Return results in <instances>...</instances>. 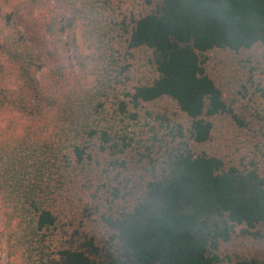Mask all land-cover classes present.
Listing matches in <instances>:
<instances>
[{"label": "trees", "instance_id": "obj_1", "mask_svg": "<svg viewBox=\"0 0 264 264\" xmlns=\"http://www.w3.org/2000/svg\"><path fill=\"white\" fill-rule=\"evenodd\" d=\"M72 2L95 25L99 6L109 0ZM51 18L42 26L60 41L63 21ZM12 29L8 57L23 65L20 76L34 97L0 89V109L27 118L18 132L13 120L0 132V211L9 264H93L92 257L100 253L93 239L77 248L57 247L51 236L70 175L114 147L113 121L107 119L99 91L77 99L68 95L64 101L43 93L36 101L40 88L29 72L40 68L39 55ZM127 41L130 48L151 52L157 73L133 87L130 101L136 106L170 98L191 120L193 140L203 143L212 129L207 118L232 112L207 73L205 53L264 47V0H158L134 19ZM257 91L263 109L255 115L253 163L225 167L220 157L194 154L185 143L172 147L133 204L114 219L104 218L117 247L105 253L103 264H222L220 246L236 234L253 240V257L234 264H264V86ZM118 109L125 111L123 101Z\"/></svg>", "mask_w": 264, "mask_h": 264}, {"label": "rangeland", "instance_id": "obj_2", "mask_svg": "<svg viewBox=\"0 0 264 264\" xmlns=\"http://www.w3.org/2000/svg\"><path fill=\"white\" fill-rule=\"evenodd\" d=\"M72 1L0 0V89L10 90L14 96L34 97L26 91L20 76L23 65L11 63L8 57L15 39L13 25L30 51L39 55L36 61L41 63L40 68L29 72L40 88L36 101L43 93L58 95L62 101L68 95L77 99L101 93L99 100L110 113L107 119L113 121L115 145L94 155L70 175L58 203L51 238L57 247L66 244L75 248L91 238L100 249L99 255L92 257L93 264H103L105 253L117 247L113 230L104 218L114 219L133 204L151 170L163 165L172 147L185 143L194 154L220 157L225 167L243 168L253 163L254 127L258 125L255 115L263 109L257 88L264 86V47L205 53L207 73L232 112L208 117L212 124L210 137L196 143L191 120L170 98L140 101L135 106L128 96L136 84L157 75L151 52L130 48L127 40L134 19L151 11L158 0H109L99 6L95 25L88 24L84 11L78 12ZM52 16L63 21L60 41L47 36L42 26ZM119 101L125 103L123 112L118 109ZM1 109L0 132L9 120L14 121L18 132L27 118L21 112ZM218 252L226 260L222 264H234L240 258L253 257V240L236 234ZM0 264H9L1 211Z\"/></svg>", "mask_w": 264, "mask_h": 264}]
</instances>
